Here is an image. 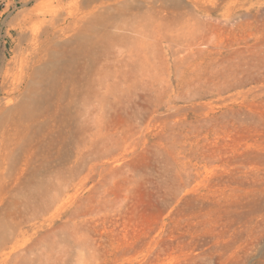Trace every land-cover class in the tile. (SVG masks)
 <instances>
[{"label": "rangeland", "instance_id": "374dc122", "mask_svg": "<svg viewBox=\"0 0 264 264\" xmlns=\"http://www.w3.org/2000/svg\"><path fill=\"white\" fill-rule=\"evenodd\" d=\"M40 1L0 6V264H264V0H80L91 58L31 73Z\"/></svg>", "mask_w": 264, "mask_h": 264}, {"label": "bare ground", "instance_id": "6f19581e", "mask_svg": "<svg viewBox=\"0 0 264 264\" xmlns=\"http://www.w3.org/2000/svg\"><path fill=\"white\" fill-rule=\"evenodd\" d=\"M143 1L146 4L148 3V7L160 8L165 0ZM66 5L67 7H65ZM34 10L38 11L41 16L37 22L52 26L50 34L56 37L57 40L52 41L53 48H49L50 50L47 53H38L32 58L30 64L26 66L31 73H34L41 65H46L48 62L58 64L59 70L63 72L66 71L68 61L81 55L88 59L91 58L94 46V25L97 22H103L104 17L95 16L91 7L89 9L82 7L80 0H41ZM59 25L60 27H58ZM34 27H36V24Z\"/></svg>", "mask_w": 264, "mask_h": 264}, {"label": "built area", "instance_id": "2783aa9c", "mask_svg": "<svg viewBox=\"0 0 264 264\" xmlns=\"http://www.w3.org/2000/svg\"><path fill=\"white\" fill-rule=\"evenodd\" d=\"M19 0H0L1 8L15 10L18 7Z\"/></svg>", "mask_w": 264, "mask_h": 264}]
</instances>
